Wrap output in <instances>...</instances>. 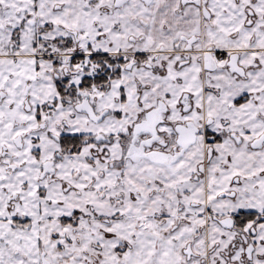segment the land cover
I'll return each mask as SVG.
<instances>
[{"label":"flooded vegetation","instance_id":"af4514ba","mask_svg":"<svg viewBox=\"0 0 264 264\" xmlns=\"http://www.w3.org/2000/svg\"><path fill=\"white\" fill-rule=\"evenodd\" d=\"M152 1L139 0L143 6ZM172 2H166L169 9ZM176 2L181 15L195 11L197 23L194 31L180 33L170 45L159 43L166 36L159 39L158 32L151 40L140 33L125 37L117 22L111 24L117 31L112 42L101 30V19L87 33L58 25L54 21L62 5L57 0H43L49 4L44 16L36 7L28 13L29 7L11 11L0 3V15L7 12V21L0 24V62L7 61L14 71L0 75V103L13 99V106L22 89V108L30 112L32 91L46 75L57 95L36 109L37 127L26 132V137L46 134L56 146L48 158L38 150H32L36 163L23 156L21 135L10 145L0 144V264H74L80 249L99 257L115 241L114 253L125 255L135 239L121 238L113 229L122 221L132 232L144 233L152 232L150 221H155L157 250L168 235L188 229L180 264H264V202L248 198V188L256 183L259 190L264 178V168L253 173L256 166L264 167V0ZM127 3L108 0L98 15L115 18ZM83 9L96 12V0L85 1ZM14 24L20 28H12ZM20 35H33L28 50ZM27 59L33 61L32 72L23 68ZM41 62L47 65L44 71ZM184 71L197 74L199 93L175 96L183 83L176 76ZM101 76L106 83H97ZM147 76L162 85L171 80L172 92L148 107L139 102L136 117L124 130L105 132L109 118L121 124L126 117L120 109L101 107L98 94L127 78L138 92L151 91L154 80ZM144 77L148 83L142 85ZM84 99L93 119L79 110ZM117 102L127 103L124 93ZM58 106L71 112L68 120L86 118L95 131L68 134L67 119L50 130L48 119L61 112ZM190 135L193 141L187 143ZM83 151L89 170L75 167L64 174L65 157ZM233 163L241 170L231 171ZM112 171V181L102 185ZM127 172L138 176L141 190L134 191L136 183L127 182ZM133 196L137 199L132 202L149 203L137 212L126 202ZM81 202H87L85 207ZM108 202L122 203L115 208Z\"/></svg>","mask_w":264,"mask_h":264},{"label":"crops","instance_id":"0c3cea01","mask_svg":"<svg viewBox=\"0 0 264 264\" xmlns=\"http://www.w3.org/2000/svg\"><path fill=\"white\" fill-rule=\"evenodd\" d=\"M59 4L62 5V12L60 15L57 16L55 23L57 22L58 25L63 26H71L72 28H76L81 31L92 32L96 27H93L94 21H99L101 19V30L105 34L110 37V41L114 42L115 37L117 36L114 30H111V24L115 22L122 23V32L121 35L129 36L133 33H140L141 35L145 36L146 38L153 39L155 37V33L158 32L159 39L163 37L165 34V41L159 40V43L170 45L173 40L180 33L191 32L196 29V13L193 10H188L187 13L183 15L179 14L176 10L177 0H173L172 6L169 9V5L166 3L167 0H153L152 3L148 6H143L139 0H129L125 8L117 13V16L114 18H107L105 16L98 15L99 11L97 9L107 4L108 0H96V12H90V10L83 9V4L87 0H57ZM43 2V0H41ZM43 16L45 15L44 11L40 12ZM132 18L139 20V22H143V25H140L137 21H132ZM118 20V21H117ZM105 40V38H104ZM103 40V41H104ZM146 48L148 46L146 45ZM7 62V61H6ZM0 62V75L6 76V71L10 72V64ZM21 63V62H20ZM32 60L27 59L26 66L23 67L26 71L30 70L33 71L34 64ZM40 69L43 70L47 68V65L42 66V62L40 63ZM7 69V70H6ZM13 70H11L12 72ZM16 71V70H15ZM44 71V70H43ZM190 71V70H189ZM198 73V70H196ZM10 72V73H11ZM14 74V71L12 72ZM8 75V74H7ZM18 75V74H17ZM28 75V74H27ZM31 77L30 75H28ZM146 76V75H144ZM149 79L154 80V77H149ZM180 78L183 83L181 86L176 87L175 89V96H179L182 91H190L192 93H199V80H197V74L195 75L189 74L188 72L184 71L182 73L177 74L176 78ZM23 78L19 80L17 78L18 83H23ZM22 81V83H21ZM142 85L147 84L146 78H141L140 80ZM169 83H165L164 85L160 84V81H153L152 87L153 89L148 92L139 91L135 86L134 82H131L129 78L124 79L123 82L119 80H115L111 83L110 89L104 94H98V98H101V107H106L112 111L121 110L123 115L126 117L124 123H116L110 120L109 118L106 122V130L108 134L118 133L121 130H124L128 126V120H132L136 117L135 112L139 110L138 103L142 102L143 107H148L150 102L154 99L163 96L164 93H171L172 92V84L171 80L168 81ZM121 87L124 88V92H122ZM19 98L15 100L14 105H10V101H6L0 103V144L1 143H10L12 140L21 135L23 140H25L26 148L24 151L23 156H29L31 160L36 163V160L33 157L32 150H38L40 156L42 158H48L50 155V151L54 149V146H51L49 140L46 138L45 133H31L28 137H26V132L31 131L37 127L38 119L36 118V109L40 106L43 107L47 103L57 99L56 92L54 87L48 78L45 76L44 81L39 83L38 88L33 89L32 91V110L26 113L21 105V96H22V89L19 90ZM124 93V98L126 99V104L123 106L117 105V101L121 98L122 94ZM8 102V103H7ZM58 106L61 112L54 115L53 119H48V128L50 130H55L58 123H61L63 119L68 120V114L71 113L69 110H62ZM9 109V110H7ZM6 113V114H4ZM135 115V116H134ZM70 124V128H68V134H79V135H89L95 131V129L86 123V118H80L75 121L68 120ZM78 122L79 128L76 126ZM38 140V142H36ZM87 155L86 151H83L80 156L74 157H65V160L61 166V171L64 174L72 172V170L76 168H80L83 171H88L89 166L84 163V157ZM84 158V159H83ZM102 167V166H101ZM103 168V167H102ZM264 168L263 166H256L254 168L256 175L259 173L260 169ZM240 169V164L236 163L231 166V171L238 172ZM130 174V179L127 182L135 181L136 184H139L138 176H132V172ZM139 174V173H137ZM113 171L106 175L105 180H102V185L108 184L113 179ZM259 181V179H258ZM264 178L260 179L259 185L260 189L257 190L256 183L254 186H250L248 190L250 191V195L248 198L255 200L253 202H259L256 199L262 198V202H264ZM144 206V204H143ZM139 209H137L138 212ZM124 224V225H123ZM152 227L151 233H144V232H132L134 231L133 227L126 223L120 222V225L114 226L113 229L117 231L121 238L128 239L131 238V234H135V243H133L132 248L128 251L125 256V263H116V258L113 255L116 243L111 242L108 245V259L105 261V264H154L150 260L145 262L147 256L153 258H157L158 262L156 264H180L181 260V248L189 240L187 232L188 229H182L177 234L168 235L167 238H164L161 242V246L159 250L156 247V239L155 236L157 235L156 232V222L150 221ZM164 230V229H163ZM163 232V231H162ZM163 233H158L160 236ZM161 237V236H160ZM116 242V241H115ZM158 256L156 257V255ZM80 259L79 261L73 262L74 264H84ZM87 262V260H85ZM91 261H88V263ZM93 262V260H92ZM90 264V263H89ZM101 264V263H100ZM195 264V262L191 263Z\"/></svg>","mask_w":264,"mask_h":264},{"label":"rangeland","instance_id":"374dc122","mask_svg":"<svg viewBox=\"0 0 264 264\" xmlns=\"http://www.w3.org/2000/svg\"><path fill=\"white\" fill-rule=\"evenodd\" d=\"M0 3L3 6H10L11 7V11H12V8H14V9H18V11L23 12V10H25L26 7H29V8H27L28 9L27 10L28 13L29 12H33L32 9L33 8L35 9V7L39 10V12H42V10L45 11L49 7V4L46 5L43 2H41L40 0H36V2H35V0H0ZM6 13L0 15V24L5 23L7 21ZM46 15H48V14H46ZM12 28H20V26H19V24L18 25L14 24V25H12ZM19 39L23 43L25 42V45H26L25 48L28 50V48H29V46H30V44H31V42L33 40V35L31 37L29 35L28 36L20 35ZM74 79H75L74 81L77 82L78 78L74 77ZM133 174H135V173H133ZM133 186H134V191H136V190L138 191V190L142 189V186H140V184H135ZM215 191L216 190H212L210 193L213 194ZM145 192H147V191H145ZM184 195H185V193H184ZM132 199H133V201H136L137 197H135V196L130 197L126 202L132 203L134 209H140V207H142L143 204H145V203L148 204L149 203V202H144V203L143 202H132ZM86 203L87 202H81L82 206H84V207H85ZM88 203H91V205H92V202H88ZM101 203L103 204L104 202H100V204ZM108 203H110V207H112V204H113L114 207L117 208V205L121 204L122 202H108ZM94 204H95V202H94ZM129 205H130L129 208H130V212H131L132 211V208H131L132 206H131V204H129ZM108 213L109 212H107V214ZM6 230H8V229H6ZM131 237L134 238V236H132V235H131ZM114 243H116V242H114ZM81 245L84 246V248H85L87 246V243L84 242ZM116 245H117V243H116ZM82 246H79V247L82 248ZM80 250H81L80 251L81 252L80 253L81 254L80 259H83L82 261L84 262V264H89V263L94 264L93 263L94 259H96L97 264H100V260H102L104 262V260L106 261L108 259L107 253H104L101 256L97 257L96 254H90V253L88 254V251L86 249H80ZM158 254L159 253H157L156 257L158 256ZM113 255L116 258V263L119 262L121 259H126V256L120 250H118ZM152 255H153V253H152ZM152 255H151V257L147 256V258L145 260L146 263L149 260L152 263H154V264H156V262H158V259L157 258H153ZM105 258H107V259H105ZM92 259H93V262H92ZM85 260H87V262ZM88 261H91V262L88 263ZM102 261H101V263H102Z\"/></svg>","mask_w":264,"mask_h":264},{"label":"water","instance_id":"95a60500","mask_svg":"<svg viewBox=\"0 0 264 264\" xmlns=\"http://www.w3.org/2000/svg\"><path fill=\"white\" fill-rule=\"evenodd\" d=\"M79 110H80L81 112L87 113V114L93 119V115H94V114H93V112L91 111L90 107L86 104V99H84V101H83V105H81V106L79 107ZM102 117H103V116H101L100 118L96 119V121H99L100 119H102ZM94 120H95V119H94ZM151 126H154V124L151 125ZM263 139H264V137H263ZM191 141H193V135H190V136H189V139H188L187 143H190Z\"/></svg>","mask_w":264,"mask_h":264},{"label":"trees","instance_id":"16d2710c","mask_svg":"<svg viewBox=\"0 0 264 264\" xmlns=\"http://www.w3.org/2000/svg\"><path fill=\"white\" fill-rule=\"evenodd\" d=\"M107 78L105 77V76H101L100 78H99V80L97 81V83L98 84H104V83H106L107 82ZM77 139H75V141H76Z\"/></svg>","mask_w":264,"mask_h":264}]
</instances>
